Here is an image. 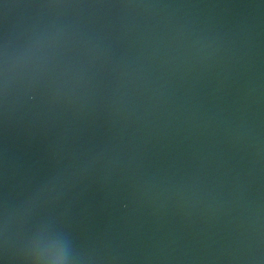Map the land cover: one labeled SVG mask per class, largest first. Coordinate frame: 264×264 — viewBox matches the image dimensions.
<instances>
[{
    "label": "water",
    "instance_id": "obj_1",
    "mask_svg": "<svg viewBox=\"0 0 264 264\" xmlns=\"http://www.w3.org/2000/svg\"><path fill=\"white\" fill-rule=\"evenodd\" d=\"M0 264H264V0H0Z\"/></svg>",
    "mask_w": 264,
    "mask_h": 264
}]
</instances>
